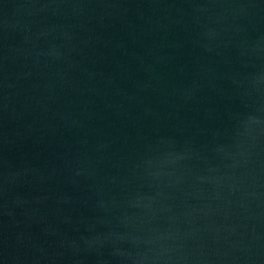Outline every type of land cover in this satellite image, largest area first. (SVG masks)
Here are the masks:
<instances>
[{"label":"water","instance_id":"water-1","mask_svg":"<svg viewBox=\"0 0 264 264\" xmlns=\"http://www.w3.org/2000/svg\"><path fill=\"white\" fill-rule=\"evenodd\" d=\"M0 264H264V0H0Z\"/></svg>","mask_w":264,"mask_h":264}]
</instances>
